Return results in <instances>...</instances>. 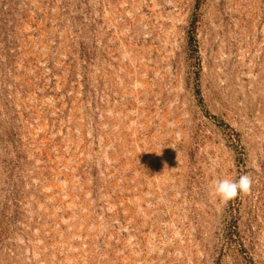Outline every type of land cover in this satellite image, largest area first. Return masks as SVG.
<instances>
[{"label":"rangeland","instance_id":"obj_1","mask_svg":"<svg viewBox=\"0 0 264 264\" xmlns=\"http://www.w3.org/2000/svg\"><path fill=\"white\" fill-rule=\"evenodd\" d=\"M0 264H264V0H0Z\"/></svg>","mask_w":264,"mask_h":264},{"label":"clouds","instance_id":"obj_2","mask_svg":"<svg viewBox=\"0 0 264 264\" xmlns=\"http://www.w3.org/2000/svg\"><path fill=\"white\" fill-rule=\"evenodd\" d=\"M252 178L248 174L240 175L238 180L227 178L214 181L213 192L221 202L227 203L238 197V195H247L251 191Z\"/></svg>","mask_w":264,"mask_h":264}]
</instances>
